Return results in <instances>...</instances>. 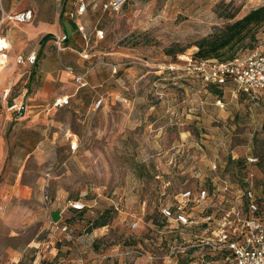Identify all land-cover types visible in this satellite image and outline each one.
Returning <instances> with one entry per match:
<instances>
[{"label":"rangeland","instance_id":"1","mask_svg":"<svg viewBox=\"0 0 264 264\" xmlns=\"http://www.w3.org/2000/svg\"><path fill=\"white\" fill-rule=\"evenodd\" d=\"M104 1L86 0L82 26L88 42L82 40V50L88 62L116 65L118 72L94 69L91 88H82L81 109L67 105L44 112L58 123L49 127L50 137L59 138L37 160L23 158L14 127L18 117L6 105L21 104L28 113L25 101L39 85L34 69L39 42L26 39L23 26L7 19L29 1L0 0V36L9 44L0 68V264H134L141 257L163 264L150 256L161 257L189 234L170 229L159 239L160 202H172L179 191L210 178H232L237 169L230 154L239 160L264 156L262 100L235 94L231 84L217 88L158 68L192 58L199 40L264 7V0H127L118 13L104 11ZM231 14L235 17L227 19ZM241 45L236 56L264 54V23L253 26ZM30 52L34 64L16 63L17 56ZM115 95L128 103H113ZM98 96L102 107L92 111ZM69 130L78 143L68 154L61 145ZM214 161L217 171L211 169ZM18 183L31 185L28 198L14 186ZM260 190L257 186L258 196ZM57 200L65 210L60 221L65 233L50 224V216L58 218L55 212L49 216ZM70 201L85 209H63ZM96 223L105 225L94 228Z\"/></svg>","mask_w":264,"mask_h":264},{"label":"built area","instance_id":"2","mask_svg":"<svg viewBox=\"0 0 264 264\" xmlns=\"http://www.w3.org/2000/svg\"><path fill=\"white\" fill-rule=\"evenodd\" d=\"M75 3L76 11L69 15L72 18L86 10V0H76ZM126 3L127 0H106L102 9L118 13ZM7 19L13 24L29 23L32 20V12H17ZM78 33L86 39L83 27L78 28ZM66 41L65 34L54 35L52 46L56 51H63ZM8 45L6 38L0 36V68L6 65ZM79 55L83 60L89 59L85 50ZM35 61L34 54L26 58H16L18 64H34ZM108 67L112 74H117L116 65ZM158 68L161 71H181L217 88L231 84L235 94L264 102V54L257 51L236 56L229 61L200 60L192 57L182 64H169ZM66 71L73 76L77 89L89 87L84 75H77L71 67H67ZM111 100L115 104L128 103L126 98L118 95L113 96ZM103 101V97L98 96L94 108L98 109ZM68 104V98L63 97L56 99L52 107L59 109ZM216 105L224 107L221 100L216 101ZM6 106L7 110L16 113L18 118L23 115L21 104L13 102L10 105L7 103ZM71 148L74 149L75 146L72 145ZM238 159L236 155L230 154V161L235 162ZM173 161L170 159L169 164ZM242 161L243 169L240 173L236 172L232 178L229 175L210 178L194 188L179 191L172 202H160L159 239L162 240L165 230L170 229H174L179 235L185 232L189 235L186 240L172 242L161 257L150 256L152 260L159 259L165 264H171L172 261L178 264L180 259L184 258H187V264H217L220 261L232 264H264V215L260 210L262 194L258 196L255 191L257 186L261 188L257 180L258 158L250 154ZM217 168V163L212 162L211 169L217 171ZM69 207L77 212L85 209V205L80 201L70 202ZM50 224L59 232H67L64 222L50 220ZM132 227H136V223L132 224ZM194 253L199 256L197 263H194L191 257Z\"/></svg>","mask_w":264,"mask_h":264},{"label":"crops","instance_id":"3","mask_svg":"<svg viewBox=\"0 0 264 264\" xmlns=\"http://www.w3.org/2000/svg\"><path fill=\"white\" fill-rule=\"evenodd\" d=\"M28 1V3L26 2L21 6H16L12 11L17 13L30 10L32 12V20L29 23L21 25L23 26L22 29L25 31L26 39L32 41L37 40V42H39L38 55H40V57L35 64L36 67H34L35 77L38 79L39 85L34 91H32L25 101L26 108L29 110L28 113H23L21 117L15 118L14 127L16 134L21 137L19 140L21 146L18 149L21 150L23 158L28 159L33 157L37 160H43L45 157L44 152L47 150V144L50 143L51 145H55L54 141L56 140V137L59 138L56 131L54 132L57 136H53V138L50 137V132H48L49 127H54V125H57L58 123L54 120H50L44 112L46 110H59L53 108L52 104L56 99L63 97L68 98V105H79V109L82 108V88L77 89L73 81V76L66 71V68L71 67L77 75H84L87 82L90 74L93 73L94 69H97L98 66L105 68L110 73L111 71L108 67V63L99 61L91 63L88 62L89 60H83L79 55L82 52V40L84 44L87 45L88 38L86 37V39H83L78 33V28L83 27V14L74 15L73 18L69 17L71 13L74 14L76 11V0H62L61 3H58L55 0ZM87 5L86 2V8ZM59 34L67 35V41L65 44L66 48L63 51H56L52 46L53 36ZM47 35H51V39L47 41L43 47H40L41 39ZM32 53L34 52L28 54ZM13 60V58L9 59L12 66L11 69L15 68ZM29 67L30 66L28 65V68ZM13 79L14 81H17L16 78ZM18 98L19 96L12 100L17 101ZM27 102H29V104ZM94 103L90 107V110L92 111L97 110L94 108ZM74 113H77V111H74ZM77 143V135L69 130L67 131L65 138L62 139V150L68 154L73 153L77 147ZM72 145L75 146L74 149L71 148ZM58 147L60 146L56 147V151H59ZM54 148L55 147H52V150H54ZM14 186H21L24 189V198L30 196L27 191L30 190L28 186L31 185L18 183ZM56 202L59 201L57 200ZM70 202L68 205H65L63 209L69 207ZM55 204L56 203H54L49 209V216L51 212L57 213V220H53L51 216L50 220L59 222L64 219L63 214L65 210H60V202L57 203V205ZM191 257L193 261H195L194 263H197L199 258L198 254L194 253ZM184 260L187 262V258H184L180 259L178 264ZM134 264L152 263H148L144 257H141L136 259ZM171 264H175L174 261H172Z\"/></svg>","mask_w":264,"mask_h":264},{"label":"trees","instance_id":"4","mask_svg":"<svg viewBox=\"0 0 264 264\" xmlns=\"http://www.w3.org/2000/svg\"><path fill=\"white\" fill-rule=\"evenodd\" d=\"M234 14L228 15L227 19L232 20ZM264 23V7L252 10L247 15L239 20L226 25L225 27L217 30L212 35L199 40L195 46L197 51L193 58L200 60L215 59L218 61H229L236 57V52L243 49L241 45L247 37L250 29L253 26H258ZM51 39V35L44 36L40 41V47ZM232 53L228 59H223L222 56L227 53ZM11 104V101L8 102ZM258 158V157H257ZM231 164L236 166L237 172L240 173L243 169V161L237 160L230 161ZM258 179L261 185L262 199L260 200V210L264 213L262 206L264 205V156L258 158L257 164ZM77 212V211H75ZM80 211L79 213H81ZM105 224L96 223L94 228L103 227Z\"/></svg>","mask_w":264,"mask_h":264},{"label":"bare ground","instance_id":"5","mask_svg":"<svg viewBox=\"0 0 264 264\" xmlns=\"http://www.w3.org/2000/svg\"><path fill=\"white\" fill-rule=\"evenodd\" d=\"M8 58L6 59L5 63L7 62Z\"/></svg>","mask_w":264,"mask_h":264}]
</instances>
